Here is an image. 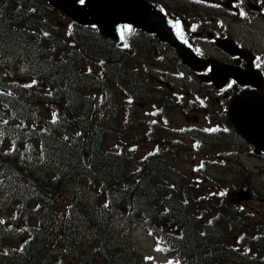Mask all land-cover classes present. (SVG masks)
Returning a JSON list of instances; mask_svg holds the SVG:
<instances>
[{
  "label": "trees",
  "instance_id": "trees-1",
  "mask_svg": "<svg viewBox=\"0 0 264 264\" xmlns=\"http://www.w3.org/2000/svg\"><path fill=\"white\" fill-rule=\"evenodd\" d=\"M51 18L37 0H0V264H156L127 240L138 226L168 264H264L243 210L198 194L165 158L180 144L135 104L205 114L217 139L235 135L225 113L175 103L140 53L83 27L66 41ZM13 77L36 83L15 90ZM139 144L151 152L129 151Z\"/></svg>",
  "mask_w": 264,
  "mask_h": 264
},
{
  "label": "rangeland",
  "instance_id": "rangeland-1",
  "mask_svg": "<svg viewBox=\"0 0 264 264\" xmlns=\"http://www.w3.org/2000/svg\"><path fill=\"white\" fill-rule=\"evenodd\" d=\"M169 4L172 7L179 5V3L173 1H170ZM183 9L187 12L195 10L185 6ZM247 9L248 7L246 6L245 12ZM198 11L201 15H208L209 17L216 15L215 12L211 11L202 9ZM230 14L231 17L224 18V20L232 28L236 38L247 48H250L249 50L255 53L264 52L263 6L259 15L253 13L252 16L250 14L240 16L239 11L235 13L230 11ZM232 17H237L238 19L240 17V20H235ZM56 23L60 28H65V20L57 17ZM213 26H215V22ZM213 50L209 49L208 51L212 52ZM174 53L165 49L164 55L166 57L160 59L157 57L159 55L149 50L146 52L147 55L143 56L144 61L141 63L139 70H144V75L148 78L154 76L161 77L167 81H172L173 79L175 86L167 89V91L170 98L174 99L175 102H177L176 98L179 97L192 101L194 97L191 94L193 88L185 87L189 83V79L184 76L183 82L181 73L177 71L179 67L178 57ZM216 54L218 52H215L214 55ZM95 98L99 100V97L95 96ZM184 106L187 107V105ZM135 107L146 123L153 122L158 124L159 122L162 126L159 128L164 130V133L169 138L178 140L181 143L178 156L165 155V158L190 179V183L194 184L198 194L214 195L220 199L224 197L226 200L231 201L233 206L241 208L244 212L243 215L248 218L247 231L245 232L247 235L253 237L255 234H260L261 229L264 231V200L263 202L259 200L264 199V155H260L258 158L249 157L247 144L238 136L228 139L215 138L207 132V129L212 127L213 123L199 114L183 113L180 108H175L169 112L168 122L164 124L153 115L157 111L156 107L143 103L135 104ZM195 143L201 147L199 152L194 149ZM148 148L145 144H139L135 149L136 155H142ZM205 154L211 155V159L214 158L217 162L213 163L212 160H207L202 163V158H206V156H203ZM221 165L223 168H221ZM198 166L201 170L197 171ZM210 178H215L219 182L216 183V189L211 187ZM248 193L253 199L244 200V195ZM262 236L264 234L258 236V239ZM127 240L136 249L138 256L144 259L146 263L168 264L169 259L176 261L173 257L171 258L163 251L157 249L153 238L146 231H141L140 229L131 230L128 233Z\"/></svg>",
  "mask_w": 264,
  "mask_h": 264
},
{
  "label": "water",
  "instance_id": "water-1",
  "mask_svg": "<svg viewBox=\"0 0 264 264\" xmlns=\"http://www.w3.org/2000/svg\"><path fill=\"white\" fill-rule=\"evenodd\" d=\"M74 1L54 0L51 4L76 21L95 24L103 35L116 44L121 41L120 28L123 22L156 33H159V30L151 25L154 24L153 19L166 22L165 18L159 16L152 4L140 0H87L85 5L80 7H76ZM159 36L177 47L182 60L193 70H202L208 64V61H202L192 55L189 50L178 46L169 34L164 36L159 34ZM221 45L230 54L242 55L230 45L224 43ZM209 63L215 77L231 76L238 80L244 76L237 69L223 67L213 61ZM211 81L214 82L216 79L212 78ZM255 85L258 91L242 93L231 101L228 107V117L241 137L257 150L264 151V85L260 83ZM216 86L220 87L221 84L216 83Z\"/></svg>",
  "mask_w": 264,
  "mask_h": 264
},
{
  "label": "flooded vegetation",
  "instance_id": "flooded-vegetation-1",
  "mask_svg": "<svg viewBox=\"0 0 264 264\" xmlns=\"http://www.w3.org/2000/svg\"><path fill=\"white\" fill-rule=\"evenodd\" d=\"M203 9V7H196V11L198 10H201ZM178 11V9L174 10V12ZM177 14V13H176ZM180 20L183 21L184 17L183 16H180ZM207 18V17H206ZM204 18V17H200L198 18L197 16L194 18V23L195 25H205L206 28L204 27H201L195 31L192 32V36L194 39H196L194 41V45L198 44V41L197 40H201L204 38V36H208L210 39V41L212 40L211 38L218 34L220 35L221 37H225V36H228L230 34V36H232V34L229 32L228 29H225L224 28H219L216 32L214 31V26L210 24V22L207 21V19ZM211 20H213L212 17H210ZM184 22V21H183ZM234 39V37H232ZM241 47H244V48H247L244 44H240L238 43ZM247 49H250V48H247ZM216 52H218V54L214 55V53H209V52H206L204 51V49H202V55L204 56H211V57H216L217 59H219L220 61L226 63V64H232V65H237V66H240L242 68H245L246 67V59H242V58H237V57H231L229 55H227L225 52H223L220 48H217L216 47ZM254 54V52H253ZM254 64H256L254 62ZM257 66V69L258 71L262 74V76L264 77V67H259L258 65ZM243 89H247V87H241V86H238L236 84H232L231 87L227 90V92L225 93V95L229 94L231 96H233L234 94H236L237 92L243 90Z\"/></svg>",
  "mask_w": 264,
  "mask_h": 264
},
{
  "label": "snow or ice",
  "instance_id": "snow-or-ice-1",
  "mask_svg": "<svg viewBox=\"0 0 264 264\" xmlns=\"http://www.w3.org/2000/svg\"><path fill=\"white\" fill-rule=\"evenodd\" d=\"M80 3L83 4L84 3V0H80ZM175 27L177 28L178 33H179V29H180L179 21L176 22ZM131 31H132L131 27L128 26V25H125L121 29V37L123 38V35H124L125 32H131Z\"/></svg>",
  "mask_w": 264,
  "mask_h": 264
},
{
  "label": "bare ground",
  "instance_id": "bare-ground-1",
  "mask_svg": "<svg viewBox=\"0 0 264 264\" xmlns=\"http://www.w3.org/2000/svg\"><path fill=\"white\" fill-rule=\"evenodd\" d=\"M147 55V54H146ZM174 153V152H173ZM169 156V155H168Z\"/></svg>",
  "mask_w": 264,
  "mask_h": 264
}]
</instances>
